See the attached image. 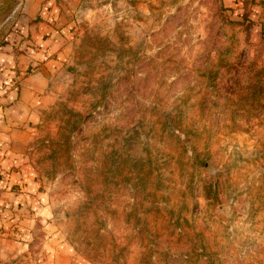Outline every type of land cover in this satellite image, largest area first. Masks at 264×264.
Segmentation results:
<instances>
[{"label": "rangeland", "instance_id": "rangeland-1", "mask_svg": "<svg viewBox=\"0 0 264 264\" xmlns=\"http://www.w3.org/2000/svg\"><path fill=\"white\" fill-rule=\"evenodd\" d=\"M253 1L0 0V264H264Z\"/></svg>", "mask_w": 264, "mask_h": 264}, {"label": "crops", "instance_id": "crops-1", "mask_svg": "<svg viewBox=\"0 0 264 264\" xmlns=\"http://www.w3.org/2000/svg\"><path fill=\"white\" fill-rule=\"evenodd\" d=\"M238 1L240 2L241 0H238ZM251 6L252 7L248 13V16L252 20V22L257 23L255 26H258V28L255 29V31L257 32V30L259 29L260 30V33H258L259 36L260 37L262 36L261 38H264V0H254ZM9 109H10V107H9ZM9 109H7L5 111V117H2L3 121L0 122V129H2L3 131L6 130V128L10 127V123L13 120V114H11L10 111H8ZM4 118H5V121H4ZM2 134H4V137L10 136L11 139H13V140H14V137H16V136L24 137L23 134L19 133L18 130H16V129H12L8 134H6L4 132ZM17 148H18V146H17ZM11 149L13 150V154L5 159V164L8 166L14 165L15 163H18L20 161L19 160L20 155L18 153L20 151V149L19 148L14 149V148H12V146H11Z\"/></svg>", "mask_w": 264, "mask_h": 264}]
</instances>
